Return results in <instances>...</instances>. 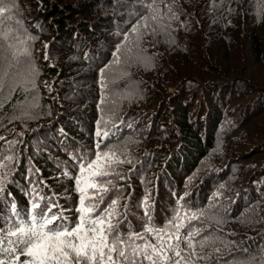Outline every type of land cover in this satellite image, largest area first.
<instances>
[{
    "label": "trees",
    "instance_id": "1",
    "mask_svg": "<svg viewBox=\"0 0 264 264\" xmlns=\"http://www.w3.org/2000/svg\"><path fill=\"white\" fill-rule=\"evenodd\" d=\"M10 7L0 22V225L13 203L26 212L33 201L75 224V181L99 163L107 191L85 206L114 213L122 238L158 246L156 229L182 225L178 241L164 235L173 247L156 264H264V0Z\"/></svg>",
    "mask_w": 264,
    "mask_h": 264
},
{
    "label": "snow or ice",
    "instance_id": "2",
    "mask_svg": "<svg viewBox=\"0 0 264 264\" xmlns=\"http://www.w3.org/2000/svg\"><path fill=\"white\" fill-rule=\"evenodd\" d=\"M10 4L11 0H0V22L6 18V14L11 13ZM99 160L100 157L97 156L96 161ZM88 167L94 171L88 175L81 172V178L75 181L80 192V215L75 224L63 215V209L59 212L53 211L58 207L55 203L46 204L39 212V201H33L26 212L18 211L14 203L11 205L10 219L0 225V264H117L114 254L125 261L131 256L130 264H138L137 258L141 256L150 261V264H156L154 256L167 260L166 250L173 246L171 243L165 244L164 235H167L169 241L173 238L178 241V231L182 225H176L175 234L161 235V230L156 229L155 239L160 241L158 246L147 241L137 244V239L144 240L140 233L122 238L118 230L114 232V213L93 216L94 204L85 206L86 198L94 201L96 195L107 191L94 178L106 176L108 173L101 169L99 163L90 162ZM88 189L96 191L89 196ZM111 203L114 205L115 201ZM145 231L152 233L154 230L147 227ZM175 255L180 256V252L175 251Z\"/></svg>",
    "mask_w": 264,
    "mask_h": 264
},
{
    "label": "rangeland",
    "instance_id": "3",
    "mask_svg": "<svg viewBox=\"0 0 264 264\" xmlns=\"http://www.w3.org/2000/svg\"><path fill=\"white\" fill-rule=\"evenodd\" d=\"M229 45V43H227V42H219L218 43V45H216V46H212V48H211V54H212V56L214 57V59L216 60V56H218L219 58L220 57H222L223 55H224V52H222L223 51V47H227ZM220 52H221V56H220ZM25 58L27 59V56L25 55ZM213 61V63H215L214 62V60H212ZM217 61H220V60H217ZM23 71H25V70H23ZM68 89V88H67Z\"/></svg>",
    "mask_w": 264,
    "mask_h": 264
},
{
    "label": "bare ground",
    "instance_id": "4",
    "mask_svg": "<svg viewBox=\"0 0 264 264\" xmlns=\"http://www.w3.org/2000/svg\"><path fill=\"white\" fill-rule=\"evenodd\" d=\"M159 42V41H158ZM159 44L161 45L162 44V42H159ZM158 46V45H157ZM162 46V45H161ZM231 70V69H230ZM227 73H229V72H227ZM230 73H232V72H230ZM226 76H228L227 74H226ZM225 78V77H224ZM228 80V79H227ZM22 98V97H21ZM243 200V199H242ZM245 200V199H244ZM247 200V199H246Z\"/></svg>",
    "mask_w": 264,
    "mask_h": 264
}]
</instances>
